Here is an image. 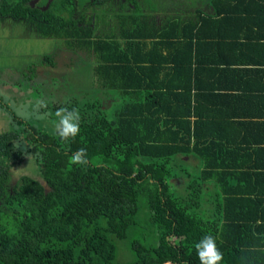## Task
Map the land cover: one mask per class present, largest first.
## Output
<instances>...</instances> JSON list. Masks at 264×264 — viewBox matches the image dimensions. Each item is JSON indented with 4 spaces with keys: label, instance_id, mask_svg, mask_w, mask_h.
Segmentation results:
<instances>
[{
    "label": "trees",
    "instance_id": "obj_1",
    "mask_svg": "<svg viewBox=\"0 0 264 264\" xmlns=\"http://www.w3.org/2000/svg\"><path fill=\"white\" fill-rule=\"evenodd\" d=\"M30 1L0 0V18L27 20L40 35L59 37L85 59L92 56L90 83L96 84L90 87L91 75L84 85L75 83L77 61H85L79 55L59 60V81L77 90L78 100L45 106L78 113L75 137L59 135L60 116L45 126L17 119V133L6 120L0 136V264H201L196 245L206 236L222 253L218 264H264V163L234 172L224 168L227 163L208 162L193 137L190 79L186 84L178 75L200 23L227 30L232 18L264 16V0H207L210 10H196L193 18L178 15L174 1L157 11L164 13L158 20L142 16L137 5L120 15L122 0H48L47 9ZM42 63L58 67L54 54ZM36 67L6 80H32ZM49 69L43 68L50 73L44 80L56 68ZM32 84L39 86L32 80L26 89ZM110 90L120 92L111 117L105 106L112 100L103 95ZM81 148L87 164L71 163ZM190 153L216 170L188 177L180 194L173 179H181L182 156ZM28 163L30 170H19ZM208 179L215 180L217 199L203 216L195 208ZM139 208L144 223L137 219Z\"/></svg>",
    "mask_w": 264,
    "mask_h": 264
},
{
    "label": "crops",
    "instance_id": "obj_2",
    "mask_svg": "<svg viewBox=\"0 0 264 264\" xmlns=\"http://www.w3.org/2000/svg\"><path fill=\"white\" fill-rule=\"evenodd\" d=\"M191 1L178 0V15L193 18L196 10H210L207 2ZM196 33L191 53L190 46L182 53L184 68L178 71L184 83L190 79L193 137L200 140L208 162L227 163L224 168L234 172L252 170V163H264V16L232 18L227 30L203 21ZM194 155L182 156V165L194 169L199 159ZM205 169L216 170L201 159L199 172ZM175 180V185L180 183ZM240 181L251 186L249 180ZM214 182L204 184L215 189Z\"/></svg>",
    "mask_w": 264,
    "mask_h": 264
},
{
    "label": "rangeland",
    "instance_id": "obj_3",
    "mask_svg": "<svg viewBox=\"0 0 264 264\" xmlns=\"http://www.w3.org/2000/svg\"><path fill=\"white\" fill-rule=\"evenodd\" d=\"M122 1L126 6L121 9L122 11L120 15L126 14L127 8L129 10H133L135 5H137V8L140 10L142 16H152L157 20L164 16L163 12L157 11L164 8L166 6V3H169L171 6L174 5V1L176 5L179 3L178 0H136V3H128L126 2V0ZM194 1L195 0H192L191 2ZM201 1L202 3L207 2V0ZM34 3H36L35 0L32 1V4ZM195 3L198 4V0H196ZM45 6L47 7L48 3H46ZM86 14L89 13L87 12ZM169 17H171V14L169 15ZM30 24L31 23H29L27 20H15L9 17H6L4 19L0 18V116L2 114H5L8 117L6 118L8 121L14 122L11 130L15 133L19 131L20 125L17 121L20 118L21 122L23 121L24 123H33L40 126L38 122H42L41 125L45 126V123L43 122H50V120L54 122L57 119L56 117H58L56 116L57 111L47 108V106H51L61 99H68L71 96H75V98L78 100L79 95L77 96L72 91L77 90L73 89L69 83L59 81V60L68 62V55H70L68 53L70 52H74L77 57L79 55V57L83 59H85L86 57V54L77 50L76 48L71 49L67 46L63 47V43H60L59 37L43 36L40 35L37 31L36 33H33V26ZM61 46L62 52H59V48ZM47 54H54V57H57L56 61L58 63V67L54 66L53 69H49V67H51L49 66L50 64L46 65L42 63L43 56ZM74 58L75 60H77L76 56H74ZM89 58L85 59V61L80 59H78L77 61V71L79 72V74L75 76V83L80 84L79 86L84 85L85 80H87L90 75L91 77L88 80L89 83L90 79L94 78L92 71L94 61L92 59V56H89ZM34 65L37 66L36 69L40 72H36V78L34 75L32 80H35L36 84L39 83V86L32 84L26 89L28 83L32 81L28 78L20 79L19 83L17 80L13 82L6 80L7 77H15L16 75L20 78L23 72H27V68H30ZM45 67L49 70H54L56 68L53 71V76H50L46 80L44 79L47 75H50V73L43 70V68ZM70 71H68V73ZM65 77L68 78V75L65 74ZM94 84L96 83H94L93 80V85ZM93 85L90 83V87H92ZM64 89L66 90L63 91ZM82 89L83 88H80V90ZM99 89L101 88L99 87ZM117 93L120 92L116 90H110L103 93L105 100H112L111 102H106L107 105L105 106L106 114L109 117L113 115V111L116 108L118 100L116 99L117 96L115 94ZM81 94H83V92H81ZM47 103L48 105L45 106ZM42 108H45V110H41ZM200 161L201 158L199 157L196 162L197 165L195 164L194 169L191 168V170L182 165L184 170L181 171V174H179L181 179H179L180 183L177 186L178 193H184V188L186 186V183L188 182V177L193 176L192 178H196L195 176H197L199 173ZM31 166L32 164L28 163L27 165L20 167L19 170L24 172L30 170ZM25 167L29 168L24 169ZM34 177L37 178V175L34 174ZM14 179L15 178H13V181ZM40 181L42 182L41 179ZM175 183H177V180H175ZM204 187V190L201 191V194H199L198 198L201 205L195 208L196 212H199V214L203 216L210 214V210L212 207L211 202L212 200L217 199V194L212 192L215 189H211L206 185ZM143 216L144 212L142 208H139L137 219L141 223L145 222Z\"/></svg>",
    "mask_w": 264,
    "mask_h": 264
},
{
    "label": "clouds",
    "instance_id": "obj_4",
    "mask_svg": "<svg viewBox=\"0 0 264 264\" xmlns=\"http://www.w3.org/2000/svg\"><path fill=\"white\" fill-rule=\"evenodd\" d=\"M61 113H66L61 115ZM57 116H60V122L57 125L59 135L67 139L68 137H75L80 128H79V115L75 110L71 112H66V110L61 109L57 112ZM70 162L74 164H87V151L84 148L79 149L74 153ZM198 250V255L201 261V264H218L222 260V253L217 249L215 240L212 236H206L201 243L196 245Z\"/></svg>",
    "mask_w": 264,
    "mask_h": 264
},
{
    "label": "flooded vegetation",
    "instance_id": "obj_5",
    "mask_svg": "<svg viewBox=\"0 0 264 264\" xmlns=\"http://www.w3.org/2000/svg\"><path fill=\"white\" fill-rule=\"evenodd\" d=\"M32 1L33 0H31L29 3H30V5H32V6H37V7H39L40 9H45L46 8V6H45V4L46 3H48V0H42V2H41V0H35V2L36 3H34V4H32ZM1 19H4V18H1ZM51 37H53V36H51ZM56 60H57V57H56ZM38 73V72H40L39 70H35V73ZM13 77V76H12ZM16 77V76H15ZM14 77V78H15ZM36 78V77H35ZM35 81V80H34ZM0 136H1V134H2V132H3V130H5V122H6V118H8L5 114H2L1 116H0Z\"/></svg>",
    "mask_w": 264,
    "mask_h": 264
}]
</instances>
